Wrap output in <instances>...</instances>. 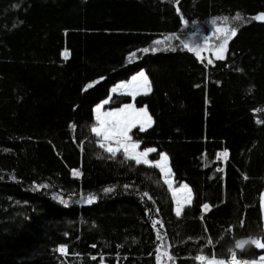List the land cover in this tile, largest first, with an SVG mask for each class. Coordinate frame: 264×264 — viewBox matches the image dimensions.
Segmentation results:
<instances>
[{
    "label": "trees",
    "instance_id": "obj_1",
    "mask_svg": "<svg viewBox=\"0 0 264 264\" xmlns=\"http://www.w3.org/2000/svg\"><path fill=\"white\" fill-rule=\"evenodd\" d=\"M260 15L264 0H0V264H157L158 248L173 257L161 264L257 260L235 245L264 240ZM212 19L237 32L208 64L181 40ZM140 70L152 126L133 139L190 188L179 218L155 167L92 134L93 107Z\"/></svg>",
    "mask_w": 264,
    "mask_h": 264
},
{
    "label": "rangeland",
    "instance_id": "obj_2",
    "mask_svg": "<svg viewBox=\"0 0 264 264\" xmlns=\"http://www.w3.org/2000/svg\"><path fill=\"white\" fill-rule=\"evenodd\" d=\"M213 21H215L216 23L213 24ZM217 27H220V28L227 27L229 29L232 28L231 24L224 23V20L212 19L208 22H205L202 25L191 26L188 30H186V33H185V35L181 41L184 45H188V50L190 48L200 50V58H197V55L195 54L194 51L189 50L198 60L205 61L208 64H212L213 62L217 61L215 59L214 54H213L214 49L222 42V40L224 38L222 34L215 32V29ZM167 39L169 40V38H167ZM175 41L176 40H174V42ZM229 41H228V43H229ZM225 55H226V52L224 54V58H225ZM62 56L64 58H66L67 53L64 52L62 54ZM209 60H211L212 63H209L208 62ZM141 72H143L144 75L147 77L145 71L140 70V71L132 74L131 76H129L127 79L120 80L110 87L109 92H108V97L106 99L102 100L101 102H99L92 109V115H93L92 129L94 127L99 128L100 125L102 123H105V122H111L112 125H115L117 122L126 123V122L133 120V119H136L134 110L146 109L148 115L150 116L146 106L137 107L134 104V99L136 97H138L140 95H147L151 92V90L147 91L145 89L142 79H135L134 80V78L139 77V74ZM147 81H148V84L150 85V88H151V84H150L148 77H147ZM118 94L127 95V96L131 97L132 102L130 104L124 105V106L117 108V109L106 110L105 107L108 104L110 98L113 95H118ZM128 106H131V108H129ZM98 108H99V111H97ZM121 109H124L125 111L121 112ZM109 114H115V115H109ZM98 118H99V123H98ZM151 126H152V124H151ZM145 127H146V130L148 128H150L147 126H145ZM137 129L140 130V120L139 119H136L135 126L132 127L131 131L128 133V135L131 137V143L138 144V148L135 149L134 154H139V153L147 151L148 149H152V148L142 149L140 142L133 139V132ZM92 134L99 140V143L104 142L106 144V147H112V148L118 147L115 137L105 141L103 134H101L100 136H97L95 133H93V131H92ZM153 152L154 151L149 152L148 156L146 157V160L148 161V163H141V164L146 165V166L155 167V164L157 162H160V157L156 161H151L150 155ZM118 153H121L122 155H124L123 148H121L116 154H118ZM218 159L222 164H224V162L226 161V157H223L220 154L218 155ZM133 161L135 162V160H133ZM167 165H168V167H170L169 166V160L167 161ZM155 168L159 171L163 183L167 186V188L171 194L172 201L174 203V212H175V209L177 206V202L184 204V207L187 206L188 203L186 202V198H187L188 192L183 187L186 184L185 183L176 184L174 179H173L172 172L169 175L165 176L164 174L161 173L159 168H157V167H155ZM74 176H76V175H74ZM165 179H167L169 181V183H165ZM187 189H190V188L187 186ZM262 196H264V192L262 193L261 200H260L262 220H263V224H264V200H262ZM261 256H264V253L261 254L257 260L249 261V264H252V262H258L259 258ZM230 259H231V256L227 261H225L226 264H227V262L230 261ZM205 264H206V262H205Z\"/></svg>",
    "mask_w": 264,
    "mask_h": 264
},
{
    "label": "snow or ice",
    "instance_id": "obj_3",
    "mask_svg": "<svg viewBox=\"0 0 264 264\" xmlns=\"http://www.w3.org/2000/svg\"><path fill=\"white\" fill-rule=\"evenodd\" d=\"M254 19L259 20V21H264V15L256 16V17H254ZM226 20H227V18H225V21ZM215 23L216 22L213 21V24H215ZM215 32L222 34L224 38H223L222 42L214 49L213 54H214L216 60H223L224 54L227 51L228 41L231 40L236 35L237 30H236V28L229 29L227 27H223V28L217 27L215 29ZM156 43L159 44V43H161V41H156ZM185 47L188 48V45H185ZM189 50L194 51L195 54L197 55V58H200V50L199 49H191L190 48ZM145 51H147V50H145ZM208 62L212 63L211 60H209ZM135 79H142L145 89L147 91L151 90L150 85L148 84V81H147V77L144 75L143 72H141L139 74V77L134 78V80ZM128 107L131 108V106H128ZM97 111H99V108L97 109ZM123 111H125V110L121 109V112H123ZM134 111H135L136 119L140 120V131H145L146 130L145 126L151 127L152 120H151V117L148 115L146 109H139V110H134ZM109 115H115V114H109ZM136 119H133V120L126 122V123L117 122L115 125H112L111 122H105V123H102L99 128L94 127L92 129L93 133H95L97 136H100L101 134H103L105 141L115 137L116 143L118 145V147H116V148L106 147V144L104 142H101L99 144V146L101 148H103L105 151L111 153L113 158L116 156V153L121 148H123L126 160H135V162L137 164L148 163V161L146 160V157L148 156L149 152L155 151V149H148L145 152H142L139 154H134L135 149L138 148V144L131 143V137L128 135V133L131 131V128L135 126ZM98 123H99V118H98ZM220 155L223 157H227L228 153H227V151H225V152L221 153ZM167 161H168L167 155L161 154L160 162H157L155 164V167L159 168L161 173L164 174L165 176H167L171 173V169H170V167H168ZM77 174L78 173L74 172V175H77ZM165 183H169V181L167 179H165ZM183 187L188 192L186 202L188 204H190L191 199H192L191 190L187 189L186 185ZM105 191H110V190L106 189ZM94 200H95V197H89L87 202L93 203ZM262 200H264V196H262ZM60 202L65 203V205L67 203L65 201H60ZM183 207H184V204L177 202L175 214L178 218L182 214ZM203 209L208 210L209 205L204 204ZM160 223H161L160 221H155L153 223V227H155L157 224H160ZM241 226H243V222H242ZM157 235L159 237V233ZM209 243H212V241H209ZM249 244L254 245L258 249H264V240H261L260 238H249V239H245L242 241H237L235 247H236V249H244L245 246H247ZM57 251L61 255L67 254V250L64 247L57 249ZM156 251L158 253V255L156 257L157 264H161V257H166L168 260L173 259V257L166 250L161 251V249L158 248ZM196 259L200 262V264H205V262H206V264H226L225 261H222V260L217 261L215 259V257H213L211 260H207V258H205L203 256L197 257ZM101 264H102V261H101ZM227 264H249V262L239 260L237 258L236 252L232 251L231 260L229 262H227ZM252 264H264V256H261L259 258L258 262H252Z\"/></svg>",
    "mask_w": 264,
    "mask_h": 264
},
{
    "label": "water",
    "instance_id": "obj_4",
    "mask_svg": "<svg viewBox=\"0 0 264 264\" xmlns=\"http://www.w3.org/2000/svg\"><path fill=\"white\" fill-rule=\"evenodd\" d=\"M261 23H264V21H260ZM225 163V162H224ZM247 246H251V247H253V248H255L256 250H257V252H258V254L259 255H261V254H263L264 253V249H258V248H256L254 245H251V244H249V245H247ZM246 247V246H245Z\"/></svg>",
    "mask_w": 264,
    "mask_h": 264
},
{
    "label": "bare ground",
    "instance_id": "obj_5",
    "mask_svg": "<svg viewBox=\"0 0 264 264\" xmlns=\"http://www.w3.org/2000/svg\"><path fill=\"white\" fill-rule=\"evenodd\" d=\"M221 154V153H220ZM231 260V259H230Z\"/></svg>",
    "mask_w": 264,
    "mask_h": 264
}]
</instances>
